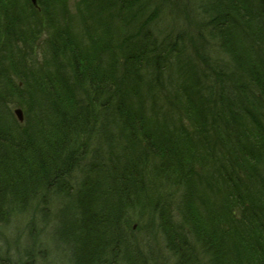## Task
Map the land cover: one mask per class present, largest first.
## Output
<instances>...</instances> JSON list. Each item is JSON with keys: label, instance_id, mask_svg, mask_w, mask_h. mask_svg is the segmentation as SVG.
<instances>
[{"label": "trees", "instance_id": "16d2710c", "mask_svg": "<svg viewBox=\"0 0 264 264\" xmlns=\"http://www.w3.org/2000/svg\"><path fill=\"white\" fill-rule=\"evenodd\" d=\"M153 1L156 3L96 0V4L90 3L88 17L97 18L94 23H98L99 15L106 12L131 13L137 37L143 32L141 25L148 26L160 16L159 6L139 22ZM18 2L16 7L15 0H0V24L5 33L0 35V41L4 39L0 83H4V91L9 88L19 99L26 97L11 83L17 79L18 85L21 81L29 90L26 67L19 69L10 53L2 52L19 39L27 40L40 12L53 32L54 60L59 61L60 56L69 59L67 72L70 70L71 77L64 76L60 82L49 69L44 72L40 90H46L50 100H36L43 115L34 118L33 135H21L10 125L0 126V228L5 229L11 214L34 210L38 201L44 202L50 192L59 190L56 185L65 179L63 174L68 170L69 176L73 166H78L68 152L96 122L98 104L106 144L117 137V131L120 140L112 151L105 145L108 163L102 160V169L95 168L109 176L106 183L102 181L103 188L97 187L98 181L90 188L83 181L81 189L72 194L69 184L62 186V192L72 198L71 206L55 219L54 232L71 264H144L138 244L124 227L129 224L130 212L149 217V221L159 219L167 250L178 258V264H264V0H198L196 10L183 9L176 15L186 32L172 46L158 44L150 33L139 43L141 37L121 40L120 26L114 32L118 43L107 46L104 33H98L94 23L84 36L80 31L73 35L64 26L68 22L67 0H37V8L30 1ZM172 10L175 8L170 14ZM170 54L176 55L177 61L187 55L186 62L178 63L187 69L178 68V72L191 80L187 82L191 86L181 85L165 94L170 106L175 101L179 113L180 121H172L181 127L175 132L147 121L136 104L140 97H146L141 89L145 80L141 70L151 73L148 68L154 67L156 76L152 79L151 74L148 84L164 90L161 73ZM3 96L0 93V98ZM184 127L190 129L193 140ZM109 130L116 132L108 134ZM132 153L136 158L130 159ZM149 163L157 165L153 173L155 166L151 172L145 168L139 171L138 164L146 167ZM210 165L220 166L224 175L229 168L236 176L229 175L226 190H211L216 187L210 181L205 187L202 184L203 189L199 186V170ZM258 170L262 174L259 178ZM149 176L159 180V185L149 181L150 185L170 190L149 188L144 184ZM172 189L187 192L175 210L184 232L170 218L175 206L164 202L167 198L163 196L170 197L167 193ZM191 190L196 194H190ZM3 243L10 250L12 242L5 239ZM1 248L0 264H33L28 252L27 259L15 260Z\"/></svg>", "mask_w": 264, "mask_h": 264}, {"label": "rangeland", "instance_id": "374dc122", "mask_svg": "<svg viewBox=\"0 0 264 264\" xmlns=\"http://www.w3.org/2000/svg\"><path fill=\"white\" fill-rule=\"evenodd\" d=\"M15 1V6L19 7L18 4L20 2H18V0ZM20 1L26 3L30 0ZM154 2L155 1H153L152 3ZM197 2L198 0H175L169 3H167V1H164V3H162V1L159 2V0H156L157 5L156 3L151 5V7H149L147 10L144 19H139V22L142 23L145 19L150 17L151 14L156 11V8L160 6L161 13L159 18L150 23L148 26H146V24L145 27L144 25H141L140 30L143 32L137 37L134 36V31L137 34V27L133 26L134 22L129 23V21H131V19L129 18V16H131V13L123 14L119 13L118 10L113 12H106L103 16L99 15L98 17L99 21L102 19L101 23L99 21L98 23H94L97 18L91 19L88 16L91 10L89 9L90 3L94 5L96 4V0H67V12L65 14V17H67L68 22L63 24L73 35L79 33L80 31V33L84 36L83 33L90 29V24L94 23L95 26L98 27V33H104L103 43L107 46L118 43V37L114 32L119 28V26L123 27V31L121 29L119 30V32H122L121 40L125 37H141L137 39V43H139L141 41H145L144 36L147 33H150L154 38L158 39V44L162 43L164 44V46H172V44H177V42L179 41L178 36H181L186 32L184 23L181 22L180 24L178 19H176V15H179L178 13L183 9L196 10L195 6H197ZM173 8H175V11L172 10L170 14L169 11ZM34 18L38 20H34L32 22L27 40L21 41L19 39L17 43H14L13 46L7 48L4 52H2L4 55L9 52L12 60L14 61V64L17 66L19 65V69H22L23 67H26L27 69L26 74L28 76V79L26 81V84L29 87V90L25 88V83L21 81H19L20 85H18L17 79H12L13 82H11L12 85L16 87V91L18 92L19 90V92H22L26 97L19 99L18 95H14L9 88L7 89V91H4V83H0V93H4V96L0 98V126L1 124H3L2 128H4V125H10L12 126V130H16L21 135H33L36 132V127L33 128L35 123L34 118L37 117L38 114L39 116L43 115V113L39 111L38 106L36 105V100H50L49 93L46 92V90H43V92H41L40 90L42 86H40L39 84H43L44 77L42 78V76L44 75V72L49 69L52 77L57 78L60 82L62 81L64 76L71 77L70 70L67 72L69 59H67L65 56H60L59 61L57 60L58 63L54 60L55 54L52 41L54 40L53 32L50 30L47 18L42 12H40V14L35 16ZM81 18L86 19L82 20ZM178 25L180 26L179 30L177 29ZM0 35L1 37H4L5 35V33L3 32L2 24H0ZM3 40L4 39L0 41V49L3 48ZM90 44L91 43H88V45ZM141 45L142 44L136 46L137 49L138 47L140 48ZM145 47L146 46H144V48ZM186 52L188 55L189 50H187ZM59 53H62V50ZM185 54L182 55L181 61H177L176 55L172 57H170L171 54L168 55V62L166 63L167 68L165 70H162L161 73L162 78L164 77V80L162 81V84L164 86L163 91H159L148 84V82L150 81V77H152L151 74L154 75L152 79H154V77L156 76L157 71L154 69V67L148 68L151 69V73L147 69H143L140 72V74L145 77V80L142 82L141 86L143 88L141 89L145 94L144 96L147 97H145L144 99L143 97H140L139 99L141 101L136 100V104L138 109L140 110V114L145 116V118L148 119L147 121H153L155 125L164 126L169 131L179 129L181 127L177 126L178 123L176 124L172 122L175 120L180 121L175 101H171L173 105L170 106L165 100V94L175 87L177 88L178 86L185 84L190 85L189 83H187L191 81L190 79L186 78L187 74H185L183 77V73L178 72V68H182L184 70L187 69V67L184 66V63L180 66L178 64L180 62L187 61L188 57ZM166 59L167 58L163 60ZM121 69L123 68L121 67ZM29 73L31 74L29 75ZM122 73L123 72L121 70L120 75ZM183 80H185L186 82ZM153 81L155 83V80ZM70 84V86H73L72 83ZM30 100H32L34 103L32 104ZM27 102L31 105L28 106ZM99 105H101V103ZM16 109H21L23 112L22 122H19L18 117L15 114ZM99 111H101V109L97 104V109L95 111L96 122L85 134L75 140V145L72 146V150H69L68 153L70 154V157L72 158V160L77 161L78 166H73L75 168L70 172L69 176H67L68 170H65V174H63L65 179L62 183L56 185L59 190L56 189L55 191L50 192L44 202L38 201V203H36L35 206L33 205L34 207H32L34 208V210L31 209L29 210V212H25L23 214H11L8 217V223L6 222L4 226L1 225L5 227L4 230L0 228V234H2L1 237L4 238V240L6 239V241L8 240L9 242H12V245H10V250L12 251L8 250L9 247H5L6 244L3 243L4 240L2 238L0 240V246L2 248H0L3 250H8L13 259L16 257L15 260L19 258H22L24 260L27 259L26 256L30 254L31 257L28 258V260H30V262L33 264H71V261L69 260V258H67V255L65 253L66 251H62L61 246L57 243V237L54 232L56 226L55 219L59 217L63 210L71 206L70 204L72 198L62 192V186L69 184L70 190H72V194H75V192L81 189V183L83 181H86V184L88 183L89 188L91 186L94 187V183L98 181L97 187L103 188L102 181H105L106 183V178L109 176L104 171L101 172L100 169L96 171L95 168L102 169L101 161L108 159V152L105 149V145L108 144L112 151V147L116 144L117 141L120 140V134L118 131L116 132L113 130H109L108 134H113L114 132H116L117 137L111 141L108 140L106 144L104 140L106 138V132H104L103 127H101L102 117L98 114ZM187 123V121H183V124L186 125ZM159 126H156V128L159 129ZM184 129L188 131L189 139L193 140L194 135L191 133L190 129L188 127H184ZM154 131L156 132V130ZM178 131L179 130H177L176 132ZM116 153L118 154L119 152L116 151ZM101 156L103 157L101 158ZM129 157L130 159L136 158V155L132 153L129 155ZM71 158L67 159L68 162L71 160ZM134 161L136 162L137 159H135ZM107 163L108 162L106 160V164ZM220 163L221 162L218 160V165H220ZM224 163L226 164L225 159ZM218 165H210L204 168V170H199L198 174L200 175L201 179L197 181L200 183L199 186H201L202 189L205 187V185L208 184L207 181H210L216 187L215 189L211 190H217V188L226 190L227 187H229V182H231L229 175H233V178L236 179V176L231 173L229 168V172L227 175L221 173L219 171L220 166ZM152 166H155L152 170L153 173L156 170L157 165L149 163V165L145 167L144 164H138L139 171H143V169L145 168V170L151 172ZM88 167H92V170H89ZM255 173H257V176L258 174L259 176L262 175L260 174V170ZM154 179H150L149 176V179H144V184L146 185L147 183L146 186H148L149 188L156 187V189L170 190L168 186L165 187L163 185H150L149 181H151L152 184L156 183L159 185V180L156 181V178ZM172 181L175 182V178ZM232 181L233 183H236L234 180ZM160 184L163 183L160 182ZM202 184L204 185V187L202 186ZM194 192L195 191L191 190L190 194L194 195ZM197 192V194H199V191ZM184 193H187L186 190L184 191L183 189H172L167 193L171 194L170 197L163 196V198H167L166 200H164L165 203L167 202L172 206H175L174 210L172 211V215H170V218L172 220H175L174 226L176 228L180 226L182 230L179 231L183 232L186 229L184 227H181L183 226V221L175 210H177L176 208H178L176 206L182 205V201H184L185 196ZM215 195L218 196V193H216ZM127 219L129 220V224H126L127 226L124 227L126 229V232L128 233L129 238L133 240L134 243L138 244V250H140L142 263L178 264V258L172 256L170 251L167 250L165 236L160 228L158 218L149 221V217H139L137 216V214L134 215V213L130 212ZM25 252H28V254H25ZM41 253H47V255L43 257L39 256ZM121 263L124 264L125 262L121 261Z\"/></svg>", "mask_w": 264, "mask_h": 264}, {"label": "water", "instance_id": "95a60500", "mask_svg": "<svg viewBox=\"0 0 264 264\" xmlns=\"http://www.w3.org/2000/svg\"><path fill=\"white\" fill-rule=\"evenodd\" d=\"M33 3H35V0H33ZM15 114L17 115L18 120L20 122H22L23 121V112H22V110L21 109H16L15 110Z\"/></svg>", "mask_w": 264, "mask_h": 264}, {"label": "bare ground", "instance_id": "6f19581e", "mask_svg": "<svg viewBox=\"0 0 264 264\" xmlns=\"http://www.w3.org/2000/svg\"><path fill=\"white\" fill-rule=\"evenodd\" d=\"M135 21H136L135 19H133V20L131 19V21H129V23H130V22H135Z\"/></svg>", "mask_w": 264, "mask_h": 264}]
</instances>
